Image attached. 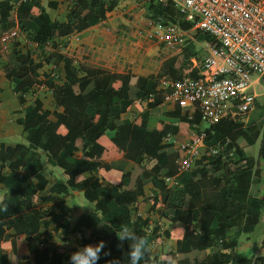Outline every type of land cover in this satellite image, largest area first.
Segmentation results:
<instances>
[{
    "label": "trees",
    "instance_id": "16d2710c",
    "mask_svg": "<svg viewBox=\"0 0 264 264\" xmlns=\"http://www.w3.org/2000/svg\"><path fill=\"white\" fill-rule=\"evenodd\" d=\"M117 1L119 0H74L73 8L67 14L66 22L62 24L52 22L37 2H25L16 8L18 25L24 32L32 31V40L38 45H45L55 38L70 35L75 30L84 31L98 21L104 20L106 11L113 9ZM4 2L5 4H0V34L12 30L15 26V19L10 15L11 6L7 4L10 0ZM150 2V18H161L167 24H177L186 33L185 39L180 43L184 45L181 56L167 59L160 72L149 77L110 73L101 69H88L81 65L76 70L68 61L63 67L65 75L63 86H55L52 81H46L53 90L55 105L63 108L62 113H53L55 120L47 121L50 113L43 111L41 103L35 100L30 110L32 117L24 121V130L31 133L30 144L38 147L42 138L46 137V142L42 146L43 151L64 169V174L66 173L69 178L68 183L74 189L85 187L84 179L82 180L81 177L83 170L100 168L104 159L119 155L133 160L136 164H140L145 155L149 159L145 169L150 168L149 170L155 175L163 173L165 177L175 176L178 174L181 152L162 151L164 146L160 141L167 134H172L178 139L182 132L187 133L189 128L193 132L199 129L202 119L200 111L193 107V114L189 115L191 108L182 112L181 110L184 109H179L176 104L174 110L166 115L178 119L177 124L159 123V128L162 125L161 129L149 131L148 112H143L138 125L121 123L122 125L118 127L114 126L117 125L119 113L133 105L137 106L136 103L139 101H147L148 109L164 102L163 94L156 93L158 80L162 76L176 80L184 73L193 78L198 75V70L192 68L189 63V52L193 46L191 41L200 40V36H204V40L205 35L199 31H192V24L185 22L173 10V4L165 2L156 4L154 0ZM15 48L10 56L14 69L6 76L14 80L18 101L23 104V95L34 86L35 73L40 67L32 64L28 56L20 55ZM78 73H83L84 76L79 78ZM259 97L255 98L253 111L262 107L258 101ZM114 106H118L119 111L112 115L111 109ZM263 119L264 115L260 118L259 124L250 120L242 124L223 119L207 127L204 130L203 144L207 147L221 145L222 149L215 155L201 156L195 162V165H202L201 169L193 168L190 172L180 173L177 179L179 187L171 190L161 186L164 205V213L162 212L161 215L171 221V231L164 236L171 237L173 226L177 223L182 226L188 225V231L177 240L176 264H228L240 234L248 233L259 223V216L264 210V198H259L260 191L255 186V180L258 181L260 170L255 160L247 156L236 141L239 138L246 140L254 132L255 135L251 136L252 139L249 141L253 144L263 129L261 127ZM106 128L117 129L118 135L111 140L115 147L105 149L98 142L104 138ZM78 142L80 145H77ZM69 143L72 145V151L83 153L81 160H76L72 153L65 150ZM27 154L28 150L22 145L7 149L5 155L0 154V160L5 164L9 163L8 167L17 182L24 180L17 173L18 169L26 166L27 162L33 161L32 157L26 158ZM258 157L264 160V135L260 141ZM123 180L127 183L130 177L121 174L120 183L115 185L120 189L121 195L115 200L112 199L110 191L103 190L97 185L90 190L91 198L97 200L96 208L104 218L97 220L94 219L93 214L87 216L85 230H90L91 242L89 239L85 241L83 237L82 246L78 248L87 243L95 246L103 241L105 248L101 252L99 264H109L115 260L123 264L122 250L118 249L115 231H118L122 225L130 224V212L127 207L134 198L131 191L125 188L129 183L124 184ZM135 181L136 185L142 182L137 178ZM208 189L218 190L214 200L204 195V191ZM17 195L16 190H10L6 199ZM2 203L7 202L4 200ZM121 210L125 212L117 214ZM193 210L199 214L195 224H192L190 219ZM61 211L67 213L68 210L61 208ZM129 226L136 235L145 237L150 244L156 239L154 233L146 234L138 224ZM129 243L130 241H123V250L127 253ZM261 244L264 247V236ZM224 251L230 252L224 253ZM105 252L109 255H104ZM161 258H151L149 254L150 262L154 261L155 264H160ZM260 260L264 264V259ZM243 261L247 260H242L240 263ZM41 263L45 264L43 262L36 264ZM0 264L8 263L1 260ZM47 264H60V262L55 258Z\"/></svg>",
    "mask_w": 264,
    "mask_h": 264
},
{
    "label": "crops",
    "instance_id": "0c3cea01",
    "mask_svg": "<svg viewBox=\"0 0 264 264\" xmlns=\"http://www.w3.org/2000/svg\"><path fill=\"white\" fill-rule=\"evenodd\" d=\"M121 1L128 0L117 1L113 9L106 11L104 20L98 21L84 31L75 30L70 35L55 38L46 42L45 45H38L32 40V31L24 32L19 27L16 13V8L19 5L17 1L10 0L7 3L8 6H11L10 15L15 19L13 29L17 28L18 36L12 41L10 52L0 57V154L5 155L7 149L22 145L28 150L26 158L32 157L33 161L27 162L26 166L18 169L17 173L24 180L17 182L8 167L9 163L5 164L4 161L0 160V262L5 260L8 264H36L38 262L47 264L57 258L60 264H69L70 255L82 246L83 237L85 241L89 239L91 242L90 230H85L87 216L93 214L95 215L94 219L97 220L104 218L102 213L97 210V200L91 198L90 190L94 185H97L103 190L110 191L113 200L117 199L121 195V191L115 185L120 183L121 174H127L130 177V181L125 183L126 179L123 182L124 184L129 183L128 187L125 186V188L131 191L132 196H134L127 207L130 212V224L126 226L138 224L146 234H155L157 240H153L150 244L149 254L151 258L160 259L162 256L168 255L175 261L177 259V240H180L188 231V225L182 226L177 223L173 226L171 237L164 236L171 231V221L161 215L162 212L164 213V205L162 204L160 188L162 186L164 189L172 190L179 187L177 182L180 175L179 171L172 177H165L163 173L155 175L149 170L150 168L148 170L144 168L149 161L145 155L140 164H136L123 155L113 156L103 160L101 170H99L100 168L83 170L81 177L82 180L84 179L85 187L74 189L69 185V178L66 173L64 174V169L59 167L43 151L42 146L46 142V137L42 138L38 147H34L29 142L31 133L26 132L23 127L24 121L32 117L30 110L35 100L41 103L43 111L50 113L47 121L55 120L53 113H62L63 108L55 105L53 90L46 81H52L55 86H63L65 84L63 67L68 61L76 70L81 65L88 69H101L110 73L134 74L143 77L157 75L160 72L167 59H160L158 54H154V59H152L148 53L150 49L141 50L140 47L141 52L136 51V53L134 50L132 52L119 50V38H123L120 33L125 26H128L127 21L118 16L123 7ZM30 2H37L52 22L60 24L66 22L67 14L74 6V0H31ZM154 2L156 1L154 0ZM0 4H5L4 0H0ZM129 38L135 37L133 34L131 37L126 35L125 39L130 40ZM124 40L122 43L126 45ZM138 41L151 43L150 40L136 39L133 41L135 42L133 45L141 46ZM14 48L20 55L28 56L32 64L40 67L35 73L34 86L23 95V104L18 101L16 95L18 92L14 80L6 76L14 69L10 58ZM203 48L205 50V47ZM195 65L194 63L192 68ZM83 76V73H78L79 78ZM159 92L156 87V93ZM136 104L137 106L133 105L126 111L119 113L115 127L122 125L121 123L140 124V115L143 112H148L147 127L149 131L161 129L162 125L159 128V123H178V119L169 118L166 115L172 112L176 106L172 102H163L151 109H148L147 101L142 100ZM189 108L191 109L188 113L192 115L193 107ZM186 110L188 109L185 108L181 111L186 112ZM118 111V106H114L111 109V114H117ZM246 121V119H242L238 122L245 124ZM261 127L264 134V119L261 121ZM206 128L203 119H201L199 129H196L195 132L189 128L188 132L183 131L178 139L172 134H167L160 141V144L164 146L162 151L181 152L180 162L183 158L184 147L200 140L203 142ZM116 130V128H106L104 138L98 141L105 149L115 147L111 140L118 135ZM251 139L252 137L249 136L246 140L239 138L236 141V144L243 149L245 154L246 145L254 147L256 143H259L258 151L260 149L261 139L249 144ZM77 145H80L79 142ZM71 147L72 145L69 143L65 150L72 153L76 160H81L83 153L72 151ZM204 149L207 150L202 156L215 155L220 151L219 149H222V146L211 145V147H207L204 145ZM254 153L249 157L255 159L257 165L256 160L261 158L258 157V152L255 151ZM109 168L112 170L108 171ZM194 168L201 169L202 165H195ZM136 178L139 181L142 180L140 185H136ZM255 186L259 189V198H261L263 193L259 179L258 181L255 180ZM10 190H16L18 195L6 199ZM217 191V189H208L204 191V195L206 198L214 200ZM132 196L128 197L131 198ZM4 200L7 203H2ZM5 207H7V211H5ZM61 208L67 209V213L61 211ZM124 212L125 210H121L117 214ZM167 214H169L168 211ZM263 214V212L260 214L259 223L254 229L248 233L240 234L235 247L236 249L242 244L248 248L249 243L255 238V250L258 252H254L250 257L236 258L234 249L232 259L228 264H263L260 259H264V247L261 244L264 228L260 231V236L253 235L257 226L260 223L264 224ZM198 216L197 211H191L192 224L196 223ZM108 224L111 225L110 222ZM117 242L118 249L122 250V263L129 264L127 252L123 250V242L118 239ZM86 245L93 246L94 244L87 243ZM229 252L224 251V253ZM242 260L247 261L240 263Z\"/></svg>",
    "mask_w": 264,
    "mask_h": 264
},
{
    "label": "built area",
    "instance_id": "2783aa9c",
    "mask_svg": "<svg viewBox=\"0 0 264 264\" xmlns=\"http://www.w3.org/2000/svg\"><path fill=\"white\" fill-rule=\"evenodd\" d=\"M161 1L173 4L184 21L192 24V31L210 39L206 57L194 66L198 70L196 78L184 73L176 80L168 76L158 80L164 102L182 109L195 107L206 127L223 119L242 120L253 111L259 96L249 92L250 86L264 81V0ZM17 36V28L0 34V57L10 52ZM185 36L178 25L170 23L163 28L161 41L179 45ZM204 152L202 140L184 147L179 173L190 172Z\"/></svg>",
    "mask_w": 264,
    "mask_h": 264
},
{
    "label": "rangeland",
    "instance_id": "374dc122",
    "mask_svg": "<svg viewBox=\"0 0 264 264\" xmlns=\"http://www.w3.org/2000/svg\"><path fill=\"white\" fill-rule=\"evenodd\" d=\"M155 1L156 2L154 3L156 4L164 3L161 0H155ZM120 3L121 5H123V7L118 16L125 19V21H127L128 23V26H125V28L122 29L120 33L121 36L123 35L122 36L123 38H119V46H120L119 50L120 51H127V52L131 51L132 52V50H134V53H136V51L137 52L140 51L139 49L141 47V50L150 49L148 53H149V57H152V59H154V54H158L160 59H163V60L169 59L172 57L181 56L184 45H180V44L179 45H167V44H163V42L161 41V35L163 32V28L165 27L167 23H165L163 19L161 18H157V19L150 18V14H149V5L151 3L150 0H128V1H121ZM173 10H175V12L178 13V15H180V13L175 7H173ZM181 17L183 18V16ZM127 28L129 30H126ZM132 34L135 38H132V39L129 38L130 40L125 39L126 35L131 37ZM203 37L204 36H200V40L198 41H193V40L191 41L192 44L194 42V45L190 49L189 59H188L191 66H193L194 63L198 66L199 63H201L202 60L206 57V53L203 47H206V44L209 42L210 39L209 37L205 35L206 39L203 40ZM136 39H140L141 41L150 40L151 43L147 44L145 42L141 43L140 41H138V43H140L141 46H135L133 45V43H135L133 41H136ZM123 40L124 42L127 43L126 45L122 43ZM252 79H254V77ZM249 92L250 93L255 92L260 96L258 98V101L259 103H261L262 107L257 108L256 111H252L248 115L244 116L243 120L246 119L247 121L250 120L253 123L259 124L260 118L264 115V107H263L264 81L260 82L259 86L253 85L252 83V85L249 88ZM262 134L263 133L261 130L260 136L258 138L259 140L261 139ZM254 135H255L254 132H252L251 136H254ZM246 146H247L246 154L248 156L252 155V153H254L255 151L258 152L259 143H256L254 147H248V145ZM256 162H257V167L260 168L261 176H259V182L262 185V193H263L262 197L264 198V160L257 159ZM263 213H264V210H263ZM263 228H264V224L260 223L257 226L255 230L256 232H254L253 235L260 236V231L263 230ZM257 241H258V237H257ZM255 242L256 240L255 238H253L252 241L249 243L248 248H245L242 244L238 246L234 251L235 257L236 258L250 257L251 255L254 254V252H258V250H255L256 249Z\"/></svg>",
    "mask_w": 264,
    "mask_h": 264
},
{
    "label": "clouds",
    "instance_id": "9594fccd",
    "mask_svg": "<svg viewBox=\"0 0 264 264\" xmlns=\"http://www.w3.org/2000/svg\"><path fill=\"white\" fill-rule=\"evenodd\" d=\"M5 211H7V207H5ZM115 234L119 241H130L127 253L129 264H141V262L143 264H155L154 261L150 262L149 260L151 246L145 237L136 235L132 229L125 225L120 226ZM104 248L103 241L98 242L95 246L85 245L78 248L70 255L69 264H98ZM104 255H109V253L105 252ZM109 264H119V261H111ZM160 264H176V261L171 256L165 255L161 258Z\"/></svg>",
    "mask_w": 264,
    "mask_h": 264
}]
</instances>
